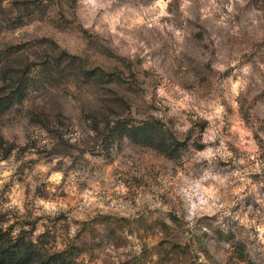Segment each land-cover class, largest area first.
Masks as SVG:
<instances>
[{"label":"rangeland","instance_id":"374dc122","mask_svg":"<svg viewBox=\"0 0 264 264\" xmlns=\"http://www.w3.org/2000/svg\"><path fill=\"white\" fill-rule=\"evenodd\" d=\"M0 231L63 264H264V0H0Z\"/></svg>","mask_w":264,"mask_h":264},{"label":"trees","instance_id":"16d2710c","mask_svg":"<svg viewBox=\"0 0 264 264\" xmlns=\"http://www.w3.org/2000/svg\"><path fill=\"white\" fill-rule=\"evenodd\" d=\"M159 132L147 123L133 125L126 130L125 137L133 142L148 145L168 158L177 157L179 142L171 138L166 142ZM59 254H41L24 242H8L0 231V264H63Z\"/></svg>","mask_w":264,"mask_h":264}]
</instances>
